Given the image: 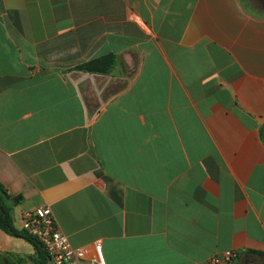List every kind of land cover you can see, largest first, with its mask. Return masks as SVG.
<instances>
[{
  "label": "crops",
  "instance_id": "0c3cea01",
  "mask_svg": "<svg viewBox=\"0 0 264 264\" xmlns=\"http://www.w3.org/2000/svg\"><path fill=\"white\" fill-rule=\"evenodd\" d=\"M0 185L107 264H264V0H0Z\"/></svg>",
  "mask_w": 264,
  "mask_h": 264
},
{
  "label": "built area",
  "instance_id": "2783aa9c",
  "mask_svg": "<svg viewBox=\"0 0 264 264\" xmlns=\"http://www.w3.org/2000/svg\"><path fill=\"white\" fill-rule=\"evenodd\" d=\"M22 230L37 238L48 255L49 264H107L101 241L88 247H73L63 233L51 207L41 206L22 214ZM238 252L225 251L211 258V264H229Z\"/></svg>",
  "mask_w": 264,
  "mask_h": 264
},
{
  "label": "trees",
  "instance_id": "16d2710c",
  "mask_svg": "<svg viewBox=\"0 0 264 264\" xmlns=\"http://www.w3.org/2000/svg\"><path fill=\"white\" fill-rule=\"evenodd\" d=\"M20 201V197L12 199L5 188L0 185V229L6 234L22 239L31 245L34 249V256L31 259L35 264H49L47 252L39 240L14 225L12 211Z\"/></svg>",
  "mask_w": 264,
  "mask_h": 264
},
{
  "label": "rangeland",
  "instance_id": "374dc122",
  "mask_svg": "<svg viewBox=\"0 0 264 264\" xmlns=\"http://www.w3.org/2000/svg\"><path fill=\"white\" fill-rule=\"evenodd\" d=\"M21 225H22V222L19 223V226H21ZM9 257L11 259L15 260V264H24V262H25V260L27 258V257H20L19 255H15L14 258H13L12 255H9L7 253H0V264H9V261H10ZM10 264H12V263H10Z\"/></svg>",
  "mask_w": 264,
  "mask_h": 264
}]
</instances>
